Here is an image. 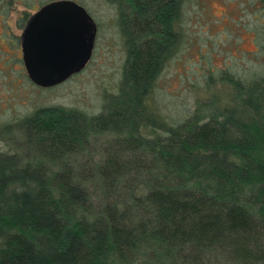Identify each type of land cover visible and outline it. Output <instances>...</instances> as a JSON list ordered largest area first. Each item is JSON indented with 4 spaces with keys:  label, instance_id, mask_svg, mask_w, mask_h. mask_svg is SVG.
Wrapping results in <instances>:
<instances>
[{
    "label": "trees",
    "instance_id": "1",
    "mask_svg": "<svg viewBox=\"0 0 264 264\" xmlns=\"http://www.w3.org/2000/svg\"><path fill=\"white\" fill-rule=\"evenodd\" d=\"M50 1L0 0L12 88V72L40 86L22 33ZM111 2L127 58L103 110L41 105L0 120V264H264V0H239L235 18L255 48L192 68L195 108L169 115L156 85L202 0Z\"/></svg>",
    "mask_w": 264,
    "mask_h": 264
},
{
    "label": "rangeland",
    "instance_id": "2",
    "mask_svg": "<svg viewBox=\"0 0 264 264\" xmlns=\"http://www.w3.org/2000/svg\"><path fill=\"white\" fill-rule=\"evenodd\" d=\"M78 1L86 6L98 24L90 61L80 72L49 87L25 85L22 76L18 81V73L12 72L7 76L15 81L12 88L4 82L6 76H0V120L25 115L41 105L76 107L89 115L97 114L103 110L107 95L118 91L127 58L119 10L111 0ZM202 4L204 8L190 21L182 52L167 64L156 85L161 107L168 115L176 109L180 112L184 105L195 108L194 97L188 90L192 68L199 64L225 65L237 60L244 50L256 46L254 33L250 28H240L235 19L244 18L239 0H202ZM2 29L0 26V33ZM15 31L19 33L21 29L15 28ZM4 46L9 49L7 43ZM207 53L212 57H205ZM7 54L11 55V51ZM241 61L250 65L251 60L243 57ZM4 145L6 141L0 139V147Z\"/></svg>",
    "mask_w": 264,
    "mask_h": 264
},
{
    "label": "water",
    "instance_id": "3",
    "mask_svg": "<svg viewBox=\"0 0 264 264\" xmlns=\"http://www.w3.org/2000/svg\"><path fill=\"white\" fill-rule=\"evenodd\" d=\"M98 24L78 0H53L40 6L22 33V53L31 79L56 85L85 68L96 42Z\"/></svg>",
    "mask_w": 264,
    "mask_h": 264
},
{
    "label": "flooded vegetation",
    "instance_id": "4",
    "mask_svg": "<svg viewBox=\"0 0 264 264\" xmlns=\"http://www.w3.org/2000/svg\"><path fill=\"white\" fill-rule=\"evenodd\" d=\"M98 33V32H97ZM96 39H97V36H96ZM96 43V42H95Z\"/></svg>",
    "mask_w": 264,
    "mask_h": 264
}]
</instances>
